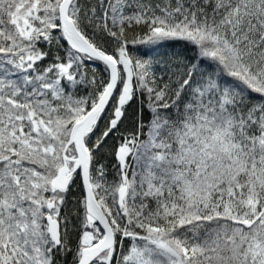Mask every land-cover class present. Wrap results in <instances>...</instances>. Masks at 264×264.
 <instances>
[{"label": "snow or ice", "instance_id": "6c2138e0", "mask_svg": "<svg viewBox=\"0 0 264 264\" xmlns=\"http://www.w3.org/2000/svg\"><path fill=\"white\" fill-rule=\"evenodd\" d=\"M0 264H264V0H0Z\"/></svg>", "mask_w": 264, "mask_h": 264}]
</instances>
